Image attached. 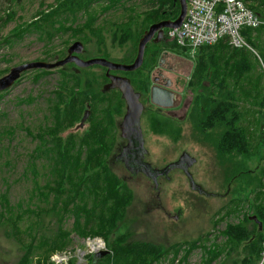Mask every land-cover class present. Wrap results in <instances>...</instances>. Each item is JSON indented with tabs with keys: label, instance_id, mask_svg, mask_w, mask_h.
<instances>
[{
	"label": "rangeland",
	"instance_id": "rangeland-1",
	"mask_svg": "<svg viewBox=\"0 0 264 264\" xmlns=\"http://www.w3.org/2000/svg\"><path fill=\"white\" fill-rule=\"evenodd\" d=\"M55 1L57 0H20L17 3H11L9 0H0V19L5 14H12L9 23L0 22V39L3 40L5 37H9L17 25L35 20L40 11L49 10L50 6L55 4ZM244 1L264 17V0ZM123 3V8L111 9L107 12L101 11L102 5L95 6V10L99 13L98 26L103 27L104 31H101L102 36L100 37H94L87 32L88 42L81 41V38L86 34L81 35L78 39L73 38L71 32L59 34L52 42H48L47 39L40 40L38 33H28L21 40L12 38L9 43L0 48V78L9 74L12 68L29 62L42 61L50 63L62 60L67 56L68 48L76 41L82 42L85 46V52L80 56L83 60L101 58L123 65L132 64L130 63L131 59L127 56L136 53L137 57L139 41L143 36L137 38V50L133 46L134 41H129L121 46L119 41H113L115 25H126L134 17L140 19L136 22L139 24H135L134 27L142 28L140 22L143 17L158 10L159 4L153 5L152 0H123ZM82 20L80 19L79 22L83 23ZM167 33L168 31L165 33L166 39L171 41ZM119 36L121 37L120 33ZM253 36L259 39L264 46V30L263 32L253 33ZM248 43L250 44V42ZM250 45L256 52L246 51L252 53L263 68V60L259 50L254 48L252 44ZM149 47L148 53H145V60L150 57L152 50L154 52L161 49L162 53L168 52L166 55H168L170 67L177 66L176 73L181 74L187 80L184 92L178 100L179 106L176 111L174 110L177 113L176 117L169 115L167 111H161L167 109L159 110L150 101V91L146 93L133 81L131 82L135 91L141 94V102L144 105V113H142L144 150L146 151L144 162L154 171H166V174L156 173L154 176H149L141 169H135L133 173V169L127 167L124 160H122L121 153L124 146H126V141L121 136L120 124L127 109L126 102L122 99V93L119 89H107L109 80L105 68L94 66L76 70V66L70 64L51 70L52 75L43 77L38 82L34 78L37 71L42 70L27 71L22 74L11 89L0 93L2 96L0 101V197L7 194L10 204L14 208L19 204L22 206L21 210L14 211V217L17 214V217H19L17 221L19 232H23L20 237L21 241L25 243L26 247L32 238L37 240V250H35L36 253L31 264H39L40 261L42 264H53L52 259L55 255L64 252L74 254L78 249L85 251L84 242L89 238L101 239L105 242V239L101 236L92 234L83 236L71 232L70 244L67 248L51 253L46 261L42 258V254L45 255V251L48 250V246L45 245L46 237L54 234L47 233V231L56 229V224L53 225L52 216L48 214L51 204L44 201L41 196L43 193H48L46 189L48 184L46 161L44 159L35 161L39 172L37 177L28 171L32 160L30 156L34 154L35 149L40 145V141L31 138L27 131L37 134L40 128L51 125V101L54 99V91L60 82L61 84L66 82V87L70 89L79 85L78 82H81V86L84 87V81L88 80L91 82L93 91L101 92L104 90V92H107V96L110 97L107 101L98 104L99 112L96 116V119L105 122L106 127L109 126V121L104 118L103 110L112 107L118 110V105L124 101L121 106V113L114 115V125L109 127L110 132L107 141L112 151L107 161L113 175L118 177L131 190L133 202L132 205H128L129 209L127 207L125 211L123 210L119 214L118 225H120V230L116 232L114 238L116 235L124 234L129 229L135 233L136 240L165 245L191 242L197 240L201 235H205V233L215 231V229L216 231H222L224 223L219 222L217 228L213 227L216 219L224 221L226 225L235 224L243 218V215L249 214L247 203L253 204L255 202L254 191L249 187V191L247 192L245 189L244 193L242 187L238 186L239 184H229L226 181L225 172L220 166L216 151L208 143L203 142V145L198 142L194 136V130L191 129L188 123V113L195 98L190 84L193 83V69L200 50L177 52L172 47L155 42H151ZM223 49L219 47L202 53L208 54L214 51L220 53ZM135 59H133V62ZM157 67L158 62L151 65L143 64V69L141 68L142 70L138 72L135 82L139 80L144 83L146 79H149V89L151 90L155 85L153 77ZM63 71L67 73L62 75ZM112 75L128 78L126 74L121 73L113 72ZM128 76L130 77V75ZM245 103L242 106L251 111L244 118L251 151L256 152L259 150V155H264V145L262 143L264 132L260 130L258 122L260 115L252 113L258 107L252 106L251 100L245 101ZM79 123L77 122L76 127L70 130H68L69 128L63 130L60 137L65 138L72 132L88 129L89 124L82 127ZM183 160H185V163H182ZM171 165L174 166L169 171L168 168ZM258 165L264 166V161H260L258 158L249 162V167L253 170ZM233 189L240 193L234 195ZM120 193L121 195L124 194L123 191ZM232 200L236 201L235 205L239 211L228 216V214H224L225 211L222 209L226 208L227 203L232 202ZM121 205L122 203L117 200L109 203L108 208L114 206L119 208ZM232 209L234 207H228V212ZM27 210L33 211L32 214L28 213ZM220 210L222 213L217 216ZM0 211H2L1 204ZM42 212L43 217L41 220L39 214ZM69 215L72 218L67 219L65 228L71 231L74 219L71 214ZM30 230H33L36 234L30 232ZM214 231L211 232L213 234L205 244L212 242L220 246L223 245L225 239L219 238L220 234ZM12 232L11 225H0V264H16L24 253V245L11 234ZM74 237L75 240L77 239L75 242ZM42 240L44 242L39 246ZM105 244L107 251H109L106 242ZM184 248L157 257L150 264H174V262L176 264L177 256L181 252L184 251L186 254L189 252L188 249ZM202 252V257L198 260L195 258L196 260L192 263L190 257L188 258L190 254H188V261L186 258L185 262H188L187 264H205L203 259L204 256L206 257V251L203 250ZM263 257L264 251L260 262ZM225 259L223 255L212 264H234L237 258L234 256L231 260L225 261ZM72 262L77 264L78 259L72 257L67 264ZM177 262H181L180 259H177Z\"/></svg>",
	"mask_w": 264,
	"mask_h": 264
},
{
	"label": "trees",
	"instance_id": "trees-1",
	"mask_svg": "<svg viewBox=\"0 0 264 264\" xmlns=\"http://www.w3.org/2000/svg\"><path fill=\"white\" fill-rule=\"evenodd\" d=\"M10 1L17 3L20 0ZM122 2L123 0H57L49 10L40 11L35 20L17 25L9 37L0 39V48L9 43L12 38L21 40L28 33H38L40 40L47 39L48 42H52L63 32H71L72 37L78 39L86 34L81 41L88 42V34L94 37L102 36L103 27L98 26L99 13L95 10V6L102 5L101 11L107 12L111 9L123 8ZM152 4H159V8L143 17L140 22L142 28L134 27L135 24H139L136 22L140 21L134 17L126 25L116 24L113 41H119L121 46L134 41L133 46L137 50V38H141L151 25L165 20H176L180 14V4L177 0H152ZM251 9L262 16L258 11ZM11 17V13L5 14L0 22L9 23ZM80 19H83V23L79 22ZM263 30L264 28L246 29L243 32L248 42L259 50L263 68L252 53L232 49L225 41H222L200 49L193 69V83L190 84L195 98L188 113V123L194 130V136L198 142L201 144L206 142L216 151L229 184H239L244 193L245 189L248 192L250 187L255 195V202L247 203L249 214L243 215L238 223L226 225L224 221L215 220L214 228L219 226V222L224 223L222 231L213 230L220 234L219 238L225 239L224 244L221 246L212 242L205 244L213 231L191 242L170 245L136 240L135 233L129 229L114 238L116 232L120 230L119 214L127 207L129 209L133 202L131 190L113 175L107 161L112 151L107 141L109 127L114 125V115L121 113V106L125 100L118 105V110L115 107L103 110L104 118L109 121V126L106 127L105 122L96 119V116L99 112L98 104L107 101L110 97L107 96V92L93 91L91 82L88 80L84 81V87L81 86V82H78L79 85L70 89L66 87V82L62 84L60 82L51 101V125L40 128L37 134L27 131L31 138L40 141V145L30 156L32 160L28 171L37 177L39 172L35 161L37 159L46 161L48 193H43L41 196L44 201L51 204L48 214L52 216L53 225L56 224V229L47 231L54 234L46 237L45 245L48 246V250L45 251V255L42 254L45 261L51 253L67 248L70 244L71 232H73L83 236L92 234L105 239L109 251L111 250L110 254L98 257L95 264H150L155 258L177 252L184 247L189 252L179 264L185 262L187 255L197 249L206 251V257L204 256L203 259L205 264H212L223 255L226 258L225 261L235 256L237 259L234 264L260 262L264 251V166L258 165L253 170L249 167V162L258 158L264 161V155H259V150L251 151L244 119L251 111L242 104L251 100V105L258 107L252 113L260 115L258 122L260 130L264 132V46L253 36V33L263 32ZM150 44L146 48V53ZM163 44L174 48L173 50L177 52L184 51L168 39ZM219 47L224 48L220 53L215 51L208 54L202 53ZM161 53V49L154 52L152 50L144 65L159 63L164 54ZM127 57L131 59L130 63H133L136 53H131ZM142 69L131 73H115L126 74L131 82L133 81L140 89L148 93L149 79H146L144 83L139 80L135 82L138 72ZM66 73L63 71L61 74ZM52 74L47 70L37 71L34 80L38 82L41 78ZM1 97L0 94V101ZM87 112H89L85 123L89 124L87 130L72 132L65 138L60 137L63 130L68 128L70 130L76 127L77 122L81 123ZM262 143L264 145V139ZM121 191L124 192L123 195ZM233 193L235 195L240 192L233 189ZM0 198L2 207L0 225H11L13 231L11 234L24 245V253L16 264H31L37 250V240L32 238L26 247L21 241L23 232H19L17 226L19 217H17L18 214L14 217V211L21 210L22 206L19 204L15 209L10 204L7 194L1 195ZM117 200L122 203L119 208L117 206L108 208L109 203ZM228 203L227 209H222L225 211L224 214L231 216L239 211L235 200ZM228 207H234V209L228 212ZM27 212L32 214L33 211L27 210ZM221 213L220 210L217 216ZM69 214L74 219L71 231L65 228L67 219L71 217ZM42 217L43 212L39 214L41 220ZM30 232L36 234L33 230ZM43 242L44 240L39 246ZM94 260V256L89 257V264H93ZM39 264H42L41 261Z\"/></svg>",
	"mask_w": 264,
	"mask_h": 264
},
{
	"label": "built area",
	"instance_id": "built-area-1",
	"mask_svg": "<svg viewBox=\"0 0 264 264\" xmlns=\"http://www.w3.org/2000/svg\"><path fill=\"white\" fill-rule=\"evenodd\" d=\"M260 28H264V17L256 14L244 0H187V13L181 27L169 29L167 36L185 51H198L204 46H213L225 41L232 49L255 53L243 32L246 29ZM75 241L77 239L74 237ZM84 245L85 251L78 249L74 254L64 252L55 255L53 264H67L72 257L78 259L77 264H89V257L107 251L106 244L101 239L89 238ZM202 251L197 249L190 254V262L201 258ZM185 254L184 251L181 252L177 259L182 262ZM177 259L176 264L181 263L177 262ZM259 264H264V257Z\"/></svg>",
	"mask_w": 264,
	"mask_h": 264
},
{
	"label": "water",
	"instance_id": "water-1",
	"mask_svg": "<svg viewBox=\"0 0 264 264\" xmlns=\"http://www.w3.org/2000/svg\"><path fill=\"white\" fill-rule=\"evenodd\" d=\"M180 4V14L176 20H165L159 23H155L149 27L144 33L143 37L139 41L137 57L132 64L123 65L114 63L106 59L93 58L89 60H83L80 58L85 52V46L82 42L76 41L67 50V56L57 62H29L11 69L9 74L0 78V93L11 89L14 84L21 78L22 74L32 70H55L64 67L68 64L74 63L78 68H90L99 66L107 69V77L111 80L107 89H119L122 93V97L125 100L128 111L125 116V120H130L133 117L141 118L144 105L141 102V94L137 93L132 86L131 81L128 78L110 75L111 72H124L131 73L142 68L145 61L146 48L149 43H161L165 41V30L178 29L181 27L182 22L185 19L187 13V0H177ZM165 54V53H164ZM150 101L153 105L160 109H170L176 105L175 93L167 87L160 85H154L150 90ZM89 116V112L83 118L80 126H84ZM174 165H171L168 170L170 171ZM166 174V171L163 172ZM256 220V218H254ZM110 251H103L100 254L94 255V262H97L98 257L107 256Z\"/></svg>",
	"mask_w": 264,
	"mask_h": 264
},
{
	"label": "flooded vegetation",
	"instance_id": "flooded-vegetation-1",
	"mask_svg": "<svg viewBox=\"0 0 264 264\" xmlns=\"http://www.w3.org/2000/svg\"><path fill=\"white\" fill-rule=\"evenodd\" d=\"M166 32H167V30H165V33ZM165 42H166V38H165L164 43ZM161 43H163V42H161ZM166 53H168V52H166ZM166 53L163 54L160 62L158 63V67L155 70L156 72L154 74L153 81H154L155 85L167 87L175 93V96H176L175 107L167 109V110H161L159 108V110L167 111V113L169 115L176 117L177 113H175V111L177 110L176 108L179 106L178 100L181 98L180 96H181L182 92H184V87L186 86L187 80L183 76H181V74L176 73V71H175L176 68L170 67V64L168 63V55H166ZM71 64H74V63H71ZM68 65H70V64H68ZM75 68H76V70H82V68H78L77 66ZM106 71H107V69H106ZM112 74H113V72L110 73V75H112ZM171 75H173L174 77H172ZM108 82L110 85L111 80L109 79ZM126 108H127L126 112H125L124 117L122 119V122L120 124L121 136L126 141V146H124V148L122 149L123 151L121 153L122 160H124L127 167H130L133 169V173H134L135 169H137V170L141 169L142 171L146 172V175H149V176H154L156 173L157 174H159V173L164 174L163 173L164 171H162V172L161 171H154V169H152L149 165L145 164L144 158L146 155V151L144 150L145 139L143 136L142 116L140 119L137 117H133L132 119L127 121V120H125V116H126V113L128 111L127 104H126ZM182 163H185V160H183Z\"/></svg>",
	"mask_w": 264,
	"mask_h": 264
},
{
	"label": "crops",
	"instance_id": "crops-1",
	"mask_svg": "<svg viewBox=\"0 0 264 264\" xmlns=\"http://www.w3.org/2000/svg\"><path fill=\"white\" fill-rule=\"evenodd\" d=\"M185 51V50H184ZM173 68H176V70L175 71H177V66L176 67H173Z\"/></svg>",
	"mask_w": 264,
	"mask_h": 264
}]
</instances>
